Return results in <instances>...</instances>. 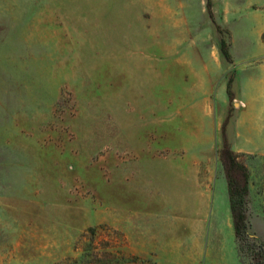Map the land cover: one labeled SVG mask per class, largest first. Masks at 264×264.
<instances>
[{
    "label": "rangeland",
    "instance_id": "rangeland-1",
    "mask_svg": "<svg viewBox=\"0 0 264 264\" xmlns=\"http://www.w3.org/2000/svg\"><path fill=\"white\" fill-rule=\"evenodd\" d=\"M222 147L264 247V0H0V264H256Z\"/></svg>",
    "mask_w": 264,
    "mask_h": 264
},
{
    "label": "trees",
    "instance_id": "trees-1",
    "mask_svg": "<svg viewBox=\"0 0 264 264\" xmlns=\"http://www.w3.org/2000/svg\"><path fill=\"white\" fill-rule=\"evenodd\" d=\"M220 162L225 169L226 176L228 179V195H229V204L230 211L233 223V230L235 240L237 242L238 250L243 249L242 240L245 239L252 247H258V251L264 250L262 247V242H259L255 237L250 236L246 233V227H248L246 207H245V194L246 189L239 184H237L236 177L237 175L233 174L232 169L240 170L243 169L242 164L238 160V155L234 152L229 151L227 147H222L220 150ZM264 252V251H263ZM261 255L258 254V257ZM256 264H264V258H255Z\"/></svg>",
    "mask_w": 264,
    "mask_h": 264
},
{
    "label": "bare ground",
    "instance_id": "bare-ground-1",
    "mask_svg": "<svg viewBox=\"0 0 264 264\" xmlns=\"http://www.w3.org/2000/svg\"><path fill=\"white\" fill-rule=\"evenodd\" d=\"M190 260V259H189ZM189 260H188V262H189ZM185 264V263H184Z\"/></svg>",
    "mask_w": 264,
    "mask_h": 264
}]
</instances>
